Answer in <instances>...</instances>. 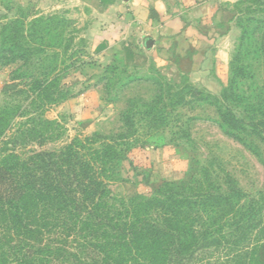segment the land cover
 Listing matches in <instances>:
<instances>
[{
    "label": "rangeland",
    "instance_id": "374dc122",
    "mask_svg": "<svg viewBox=\"0 0 264 264\" xmlns=\"http://www.w3.org/2000/svg\"><path fill=\"white\" fill-rule=\"evenodd\" d=\"M87 2L0 0V44L2 28L12 22L28 35V25L34 19L55 18L49 24L50 34H44L42 40L39 35L25 40L34 54L30 63L17 60L5 65L0 60V110L25 106L28 102L24 103V99H31L27 92L30 77L37 73L49 76L58 73L61 91L67 95L64 101L39 106L37 111L27 108L24 117L14 121L13 131L30 119L58 124L56 131L46 136L53 140L29 144L19 148L18 154L56 152L77 137L126 135L118 176L109 185L114 198H151L164 185L180 182L195 193L225 196L229 208L214 210L211 218L206 217V223L225 222L222 225L228 238L219 242L217 248L198 252L190 264H246L249 259L253 264H262L264 124L260 125L259 114L253 113L257 108L250 103L260 92L261 97L264 95L259 90L264 89V55L257 50L258 34H250L263 29L258 22H264V0H236L221 5L226 20L233 24L236 40L222 84L214 77L202 79L195 74L189 77L184 72L188 65H180L178 61L168 66L165 74L152 58L146 57L133 64L121 61L100 64L88 50L84 37V30L94 19ZM57 19L70 24L57 25ZM243 29L247 31L248 44H243L240 51V63L232 65L242 44ZM69 43L70 50L65 53L63 47ZM36 50L42 53H35ZM48 67L56 72L52 73ZM236 69L243 75L236 76ZM201 84L212 93L219 88L220 91L213 95ZM186 88L196 90L204 101H195ZM166 91L182 94L185 104L175 107L173 112L167 110L165 122L157 128H148L144 119L133 117L134 130L126 129L121 116L128 105H136L139 112L144 111L141 104L153 105L156 98L165 99L167 105ZM228 114L240 123L236 127L241 131L224 122L222 117L230 119ZM211 210L207 208V212ZM231 211L235 213L233 218L227 216ZM233 231L234 236L229 237Z\"/></svg>",
    "mask_w": 264,
    "mask_h": 264
},
{
    "label": "trees",
    "instance_id": "16d2710c",
    "mask_svg": "<svg viewBox=\"0 0 264 264\" xmlns=\"http://www.w3.org/2000/svg\"><path fill=\"white\" fill-rule=\"evenodd\" d=\"M53 19H34L28 25V35L16 22L4 26L0 44L3 64L17 60L30 63L34 54L25 40L35 35L42 40L44 34H50ZM56 21L57 25L70 24L63 19ZM258 24L263 29L250 35L258 34L257 50L264 55V22ZM247 35L243 29L242 44L232 65L240 63ZM70 44L63 47L65 53ZM37 61L44 64L42 59ZM62 64L64 68L69 66ZM53 69L51 72H56ZM234 74L242 76L243 72L236 69ZM57 75L44 72L31 76L27 91L31 99H24L28 103L0 110V264H190L198 252L225 242V222L206 223L214 210L229 208L225 196L195 193L183 182L166 184L151 198L121 200L112 196L109 185L118 176L126 135L77 137L56 152L19 155V148L53 140L46 136L58 128L55 122L30 119L15 131L13 124L24 117L27 108L37 111L39 106H51L67 98ZM186 89L195 101H204L196 90ZM170 92L166 91L167 105L160 98L153 105L141 104L143 112L137 111L136 105H128L121 116L126 129L134 130L133 117L144 119L148 128L161 126L167 110L173 112L185 104L182 94ZM260 93L250 104L257 108L253 113L259 114L261 125L264 95ZM228 117H222L224 122L241 131L234 116ZM209 207L212 210L207 212ZM227 216L233 218L235 213ZM246 264L253 262L249 259Z\"/></svg>",
    "mask_w": 264,
    "mask_h": 264
},
{
    "label": "crops",
    "instance_id": "0c3cea01",
    "mask_svg": "<svg viewBox=\"0 0 264 264\" xmlns=\"http://www.w3.org/2000/svg\"><path fill=\"white\" fill-rule=\"evenodd\" d=\"M87 1L94 19L84 37L100 64H133L146 57L164 73L178 61L188 65L189 77L223 83L236 40L221 5L236 0ZM206 90L217 95L220 88Z\"/></svg>",
    "mask_w": 264,
    "mask_h": 264
}]
</instances>
